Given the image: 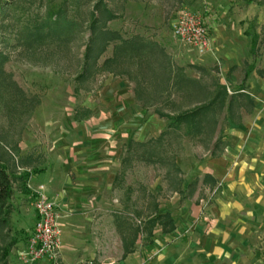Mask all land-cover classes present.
I'll return each mask as SVG.
<instances>
[{
	"label": "rangeland",
	"instance_id": "obj_1",
	"mask_svg": "<svg viewBox=\"0 0 264 264\" xmlns=\"http://www.w3.org/2000/svg\"><path fill=\"white\" fill-rule=\"evenodd\" d=\"M186 6L224 25L206 53L173 34L172 23ZM138 37L153 43L158 55L142 59L119 50L123 38ZM263 57L264 0H0V158L15 175L9 218L0 224V264H50L28 260L25 250L36 220L39 178L63 157L55 144L60 128L99 116L118 106L119 98L132 138L158 137L171 119L156 109L178 112L203 102L198 91L171 84L174 72L211 85L219 80L230 92L250 90L256 106L243 114L247 126L236 131L240 126L230 121L216 145L220 131L189 136L172 126L159 146L175 158L180 173H168L164 162L122 160L116 180L94 190L102 199L89 198L103 208L91 216L86 257L96 264L120 260L117 210H131L144 222L154 202L177 215L186 197V264H264V130L254 124L264 110L256 94ZM107 58L112 60L102 67ZM154 115L163 124L142 134ZM221 156L226 175L204 181L206 173L213 174L206 171H213L211 161ZM180 177L183 193L176 187ZM158 180L165 188L153 197ZM218 244L231 248L216 254Z\"/></svg>",
	"mask_w": 264,
	"mask_h": 264
},
{
	"label": "crops",
	"instance_id": "obj_2",
	"mask_svg": "<svg viewBox=\"0 0 264 264\" xmlns=\"http://www.w3.org/2000/svg\"><path fill=\"white\" fill-rule=\"evenodd\" d=\"M209 14L212 15V13ZM207 17L211 24L212 48L215 42H219L224 25L217 23L216 18L212 16ZM259 69L262 70V73ZM256 72L260 77L256 84V94L263 103L264 109V57L263 66L256 68ZM245 90L251 94L254 106L249 112L243 111L242 117L244 112L249 114L256 106L251 91ZM115 102L119 105L113 106L114 108L108 111H103L97 117H91V120L71 121L70 125L60 128L55 144L61 148L63 157L59 160L57 167L45 170L43 172L45 175L39 178L41 184L38 190L54 198L61 208L60 221L63 233L56 259L57 264H88L89 260L94 261L86 257L89 247L86 237L91 229V216L100 212L103 207H100L96 201L92 203H88V201L90 197L97 195L100 200L102 199L103 194H100L99 191L95 194L94 190L100 187L104 180L111 181V183L116 180L122 160L124 162V158L121 159L124 147L128 145V141L135 134L134 128L128 125L129 120L126 119L124 111L121 109L125 107L124 102L119 98L115 99ZM241 121L242 119L235 122V125L240 126L236 128V131L245 130L247 122ZM162 124L160 118L154 115L151 117L149 125L142 130V134H146L148 128L160 127ZM254 124L261 126L264 130V110L262 113H256ZM259 149L264 151V140ZM224 159L222 156L214 158L210 163L213 171L209 169L206 171L213 172L214 175L210 174L216 179L224 177L227 171ZM71 173L76 176L75 180L71 177ZM60 175H62L61 178ZM183 181V191L178 189L181 193L186 191ZM164 188L165 185L161 180L156 181L151 186L153 197H156ZM181 200L177 215L170 208L163 209L174 215L176 228L168 232L156 230L151 238L147 236L143 228L144 222L136 214L131 210H117L119 215H116L115 223L119 233L120 260H110H115L120 264H186V214H189L190 211L186 210V197H181ZM124 217L128 218L130 222L122 221L121 219ZM194 226L199 231L202 228L199 223ZM144 234L146 240L140 244V238ZM163 239H166V242ZM124 243L131 246L130 251L125 252ZM230 246L225 248L218 244V246H214L213 251L219 254L225 249L231 248Z\"/></svg>",
	"mask_w": 264,
	"mask_h": 264
},
{
	"label": "trees",
	"instance_id": "obj_3",
	"mask_svg": "<svg viewBox=\"0 0 264 264\" xmlns=\"http://www.w3.org/2000/svg\"><path fill=\"white\" fill-rule=\"evenodd\" d=\"M135 39L123 38L119 50L132 51L134 55H138V57L143 54L140 57L142 59L146 58L144 57L146 55H158V53L155 51L153 43H150L149 41L147 42L140 37ZM117 51L118 50H116V53ZM110 60L112 59H105L102 67H105ZM170 68L173 69L172 66ZM253 68L254 67L252 66L249 68L247 75ZM259 70L260 73H262V70ZM171 82V84L175 85L178 89L186 87L191 90L198 91L202 95L201 98L203 102L194 106L193 108L184 109L178 112H168L156 109V112L161 117L171 119L168 128L163 130L158 137H152L148 140L136 141L131 138L128 141L127 154L124 157V162L131 160L132 157L143 159L149 162H164L166 166L170 167L168 173L173 171L180 173L182 168L177 163L175 158L165 156L159 146L160 141L171 132L170 128L172 126L175 125L177 128L183 127L184 132L189 136L204 134L206 131H220L221 134L215 142L216 145L229 122L240 121L242 119L243 111L249 112L254 106V100L251 97V94L245 90V87H241L230 92L228 90V86L224 83H221L219 80L214 81V83L211 85L209 83L202 82L200 78L189 75H178L177 72H174L173 76L171 77ZM142 106L147 107L145 104ZM220 119L223 121L220 122ZM29 174H31V172L26 173V177L27 175L29 176ZM208 178L217 181V179L212 174L206 173L203 180H208ZM14 179L15 175L13 176V173L10 172V170L7 168V165L0 158V224L6 222L9 218L11 209L8 201L13 194ZM182 181L183 178L180 177L176 182V187L181 191H183ZM151 195L153 196L152 193ZM153 208L155 211L148 214L143 226L149 238L152 237L156 230L168 232L176 228L177 225L175 222V217L171 212L161 209L158 202H154ZM121 220L130 222V220L125 217ZM124 248L125 252L131 250V246L125 243Z\"/></svg>",
	"mask_w": 264,
	"mask_h": 264
},
{
	"label": "built area",
	"instance_id": "obj_4",
	"mask_svg": "<svg viewBox=\"0 0 264 264\" xmlns=\"http://www.w3.org/2000/svg\"><path fill=\"white\" fill-rule=\"evenodd\" d=\"M173 34L199 53L211 48V24L207 15L189 7H183L172 23ZM36 220L27 239L26 256L32 262L49 261L57 264L63 227L61 208L49 195L39 192L34 202ZM88 264H96L89 260ZM101 264H120L115 260Z\"/></svg>",
	"mask_w": 264,
	"mask_h": 264
}]
</instances>
